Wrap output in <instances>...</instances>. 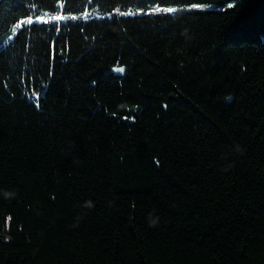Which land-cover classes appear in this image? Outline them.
<instances>
[{"label":"trees","instance_id":"1","mask_svg":"<svg viewBox=\"0 0 264 264\" xmlns=\"http://www.w3.org/2000/svg\"><path fill=\"white\" fill-rule=\"evenodd\" d=\"M0 264H264V0H0Z\"/></svg>","mask_w":264,"mask_h":264},{"label":"snow or ice","instance_id":"2","mask_svg":"<svg viewBox=\"0 0 264 264\" xmlns=\"http://www.w3.org/2000/svg\"><path fill=\"white\" fill-rule=\"evenodd\" d=\"M193 7H197V6H196V5H193ZM155 11H157V12H159V11H164V12H168V13H174V12L177 11V9H175V8H165V9L157 8V9H155ZM52 19H54V20H55V19H63V17H52ZM73 19H75V17H74ZM28 23L31 24L32 21L29 20ZM17 27H20V26L17 25ZM14 30H15V29H14ZM117 71H119V72H123V71H124V68H122V67H121V68H118Z\"/></svg>","mask_w":264,"mask_h":264},{"label":"water","instance_id":"3","mask_svg":"<svg viewBox=\"0 0 264 264\" xmlns=\"http://www.w3.org/2000/svg\"><path fill=\"white\" fill-rule=\"evenodd\" d=\"M115 73L116 74H123V72H119V71H117V69L115 70Z\"/></svg>","mask_w":264,"mask_h":264}]
</instances>
